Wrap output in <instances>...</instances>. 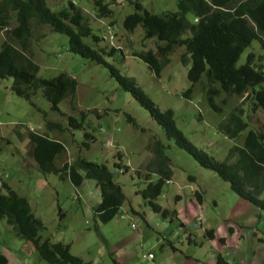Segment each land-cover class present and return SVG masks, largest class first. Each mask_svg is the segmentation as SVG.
Masks as SVG:
<instances>
[{"label":"rangeland","instance_id":"obj_1","mask_svg":"<svg viewBox=\"0 0 264 264\" xmlns=\"http://www.w3.org/2000/svg\"><path fill=\"white\" fill-rule=\"evenodd\" d=\"M69 1L82 8L93 33L100 37L99 42L116 49L115 54L105 59L123 75L134 78L161 109L173 110L176 126L193 144L224 160L235 142L219 132L217 124L235 107L241 106L245 111L243 99H229L220 114L202 100L198 84L191 97L186 98L182 93L190 82L187 78L189 64L181 62L184 47H176L170 53V61L158 76L145 62L134 57V50L154 51L156 42L155 38L143 37L141 26L133 32L123 30L124 16L135 10L133 0H103L111 10L107 17L98 16L93 0H47V4L55 10L67 6ZM138 1L155 14L177 10V0ZM187 17L192 20L191 14ZM31 22L29 48L30 56L38 65L37 75L51 78L66 73L77 81L75 107H70L71 101L66 97L59 104V112H55L41 93L30 102L11 91L10 77L0 79V182L5 181L28 200L32 213L43 223L41 239L69 244L72 254L95 264H215L225 244L233 249L238 240L243 239L239 248L240 252L244 251V261L239 264H264V221L254 225L258 219L256 212L264 220V210L240 198L227 181L200 166L168 139L130 93L119 88L106 66L69 51L65 34ZM10 23H16L14 14ZM8 36L0 29V43ZM83 40L94 46L90 38ZM249 52L260 59L264 71V51L258 40L244 50L237 64L244 63ZM220 100L217 97V102ZM81 112L84 113L82 122L79 120ZM69 115L81 122L79 128L68 124ZM128 115L138 127L128 121ZM243 117L249 128L263 129L264 110L249 111ZM47 121L58 122L65 129L48 130ZM29 130L48 133L62 141L66 147L62 161H72L80 155L105 163L112 170L125 200L111 221L101 223L94 216V206L100 200L94 180L84 178L75 187L67 179L37 169L26 137ZM85 131L95 139L86 138ZM156 140L165 146L164 154L172 170L170 182L163 185L156 201L167 211L166 217L160 211H153L139 193L148 181L145 174L156 170L154 166H147L155 157L152 146ZM241 140L237 141L238 145ZM84 142H89V147ZM61 160H57V164L60 165ZM156 178L157 174L151 172L149 179ZM196 192L202 196L201 202ZM260 197L264 199V190ZM210 230L212 235L208 234ZM246 249L249 251L245 252ZM1 252L7 256L9 264H49L37 256L30 242L17 238L2 218ZM147 252L153 253V261L142 257ZM234 260L231 257L228 262H236Z\"/></svg>","mask_w":264,"mask_h":264},{"label":"trees","instance_id":"obj_2","mask_svg":"<svg viewBox=\"0 0 264 264\" xmlns=\"http://www.w3.org/2000/svg\"><path fill=\"white\" fill-rule=\"evenodd\" d=\"M93 3L98 16H109L111 10L107 3L103 0H93ZM131 3L135 10L124 16L122 28L133 32L137 26H141L145 39L155 38L154 51L134 50L132 55L145 62L156 76L169 62V54L175 46L185 45L181 61L189 64L187 78L190 86L182 93L186 98L191 97L194 86L198 84L202 100L220 114L229 99H243L245 111L238 106L228 114L224 112L225 118L217 124V130L235 142L224 160L217 159L193 144L176 126L173 110L161 109L134 78L123 75L105 59V56L115 54L116 49L99 42L100 37L93 33L82 8L72 1L65 7L52 10L47 0H0V29L9 35L0 43V79L10 77L11 91L30 102L41 93L55 112H59V104L66 97L71 101L70 107H75L76 79L66 73L51 78L39 77L38 65L30 56L31 21L47 25L51 31L67 36L69 51L106 66L119 88L130 93L177 147L186 151L200 166L212 170L227 181L240 198L264 210V199L260 197L264 190V125L262 130L251 129L243 117L249 111L264 110V71L260 59L253 52L246 55L244 63L237 64L241 54L254 40L259 41L264 51V0H177L176 11L159 14L143 8L138 0ZM11 14L15 16L14 25L10 23ZM188 14L192 15L191 21ZM188 31L190 35L185 37ZM84 38H90L94 46L85 42ZM217 97L221 98L219 102ZM83 118L84 113L81 112L79 120L82 122ZM127 118L134 127H138L133 117L128 115ZM81 122L74 116H68V124L75 129L81 126ZM46 127L48 130L65 129L53 121H47ZM84 136L95 139L88 131L84 132ZM26 137L30 155L40 172L67 179L75 187L84 178L95 181L100 200L93 210L99 222L107 223L118 214L125 195L114 173L105 163L90 161L80 155L72 161H62L61 156L66 150L62 141L52 138L48 133L31 130ZM239 138H242L241 145L237 143ZM84 144L89 147V142ZM164 149L160 140L154 141L152 151L155 157L148 161L147 166H154L156 170L145 174L148 181L139 190L152 210L160 211L163 215L167 211L156 201L165 181L172 176ZM57 160L62 163L57 164ZM115 166L119 164L115 163ZM151 172L157 174L153 181L149 179ZM196 196L202 201V196L197 192ZM0 218L5 219L17 238L30 242L37 256L49 264H95L72 254L69 244L41 239L40 231L44 227L41 219L32 213L28 200L5 181L0 182ZM212 232L210 230L208 234L212 235ZM148 254L152 255L151 259H148ZM142 257L150 261L154 259L152 252L143 253ZM7 260L1 252L0 264H7Z\"/></svg>","mask_w":264,"mask_h":264},{"label":"crops","instance_id":"obj_3","mask_svg":"<svg viewBox=\"0 0 264 264\" xmlns=\"http://www.w3.org/2000/svg\"><path fill=\"white\" fill-rule=\"evenodd\" d=\"M198 201H199V200H198ZM199 202H201V201H199ZM254 210H256V209H251V211H254ZM258 210H259V209H258ZM167 214H168V213H166V214L164 215V217H166ZM256 215L258 216V219L254 222V225H255V226H258V225H260L264 220L261 218L262 216H261L260 214H258L257 212H256ZM241 236L243 237V235H241ZM243 241H244L243 239H239L238 242L236 243V245L233 247V249H231L229 246H227V245L225 244V247H224V249L222 250V253H221L220 257H219V259L217 260V263H215V264H239L240 261H244V256L242 255V253H243L244 251L240 252L241 248H239L240 243L243 242ZM228 250H229V251H228ZM250 250H253L252 247L250 248ZM248 251H249L248 249L245 250V252H248ZM239 252H240V253H239ZM227 253H229V254L227 255V258H225V254H227ZM250 253L253 254V255H255V254L252 253L251 251H250ZM231 257L233 258V260H234V258H235V259H236V262H234L235 260L232 261V262H228V260H230ZM247 257H248V256H247ZM247 257H246V261H247ZM7 264H9V259L7 260ZM15 264H17V263H15ZM247 264H250V262H247Z\"/></svg>","mask_w":264,"mask_h":264},{"label":"clouds","instance_id":"obj_4","mask_svg":"<svg viewBox=\"0 0 264 264\" xmlns=\"http://www.w3.org/2000/svg\"><path fill=\"white\" fill-rule=\"evenodd\" d=\"M139 2H140V1H139ZM140 3H141V2H140ZM142 6H143V5H142ZM96 9H97V8H96ZM164 12H167V11H164ZM161 13H163V12H161ZM158 14H159V13H158ZM189 35H190V32H189V31L185 33V37H186V36H189ZM155 42H156V40H155ZM160 43H162V42H160ZM176 47H184V52H185V45L175 46V48H176ZM175 48H174V49H175ZM174 49H173V50H174ZM173 50H172V51H173ZM172 51H171V52H172ZM184 52H183V53H184ZM183 53H182V54H183ZM182 54H181V56H182ZM169 59H170V54H169ZM169 61H170V60H169ZM181 62H182V61H181ZM182 63H183V62H182ZM183 64H184V63H183ZM148 68H149V67H148ZM150 71H151V70H150ZM161 71H162V70H161ZM31 131H32V130H31ZM36 167H37V166H36ZM169 180H170V179H169ZM169 180H166L165 183L170 182ZM151 181H153V180H151ZM5 256H6V255H5ZM6 257H7V256H6ZM148 259H149V258H148Z\"/></svg>","mask_w":264,"mask_h":264},{"label":"built area","instance_id":"obj_5","mask_svg":"<svg viewBox=\"0 0 264 264\" xmlns=\"http://www.w3.org/2000/svg\"><path fill=\"white\" fill-rule=\"evenodd\" d=\"M147 257H148L149 259H151L152 255H151V254H148Z\"/></svg>","mask_w":264,"mask_h":264}]
</instances>
